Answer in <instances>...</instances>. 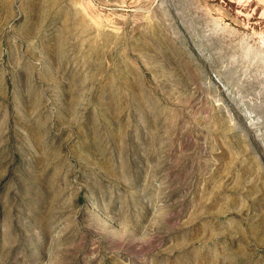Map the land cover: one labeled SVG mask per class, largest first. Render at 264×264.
<instances>
[{
	"label": "rangeland",
	"instance_id": "374dc122",
	"mask_svg": "<svg viewBox=\"0 0 264 264\" xmlns=\"http://www.w3.org/2000/svg\"><path fill=\"white\" fill-rule=\"evenodd\" d=\"M0 264H264V0H0Z\"/></svg>",
	"mask_w": 264,
	"mask_h": 264
}]
</instances>
